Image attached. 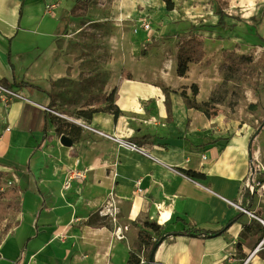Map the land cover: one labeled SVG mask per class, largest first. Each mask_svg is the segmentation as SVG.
Listing matches in <instances>:
<instances>
[{"label":"crops","instance_id":"1","mask_svg":"<svg viewBox=\"0 0 264 264\" xmlns=\"http://www.w3.org/2000/svg\"><path fill=\"white\" fill-rule=\"evenodd\" d=\"M145 1L119 0L115 10L121 17L137 16ZM76 2L0 0V81H16L15 61L46 49ZM211 17L216 22L217 15ZM202 38L205 52L207 38ZM176 45L168 56L164 47H153L146 57L128 60L122 69L131 77L122 78L121 69L115 85L121 114L115 120L95 112L90 121L77 122L80 135L68 145L59 141L44 112L29 129L23 103L44 111L52 98L19 80L38 89L16 88L26 92L24 100L9 105L6 124L0 120V178L18 191L17 213L8 217L11 227L0 236V264H128L139 228L155 239L157 231L190 226L217 230L236 215L217 236H168L154 250L152 264H238L263 238L264 225L234 205L245 203L264 220V192L240 191L251 157L262 164L264 176L254 127L261 118L251 111L246 120L223 112L208 118L198 108L206 94L188 77L194 64L186 76L176 75ZM152 58V68L136 72V65ZM192 83L198 87L196 104L180 94L184 89L188 96ZM181 169L203 177L191 178ZM72 170L84 171V177L65 187ZM248 264H264V248Z\"/></svg>","mask_w":264,"mask_h":264},{"label":"rangeland","instance_id":"2","mask_svg":"<svg viewBox=\"0 0 264 264\" xmlns=\"http://www.w3.org/2000/svg\"><path fill=\"white\" fill-rule=\"evenodd\" d=\"M118 1L77 0L64 16L62 32L46 49H37L31 56H20L15 61L14 79L37 85L49 94L52 102L47 106L54 111L51 114L71 122L82 121L77 117L78 112L97 105L102 95L115 88L118 73L128 60L146 57L153 47H164L168 56L175 41L178 43L195 33L207 38L204 58L201 63L190 64L188 74L200 82L202 96L206 94L199 106L207 101L205 109L209 113L215 108L218 113L241 120L250 117L247 111L255 112L261 119L254 127L259 128L264 119V0H222L226 14L223 28L214 27L211 17L217 9L214 0H170L171 10L166 0H149L138 5L137 16L127 18L115 10ZM142 22L149 23V28ZM216 35L218 44L213 41ZM240 55L262 61L255 76L239 68L227 69V61L238 62ZM153 66L152 58L136 65L135 70L140 73ZM2 74L0 68V77ZM11 91L0 90L3 124L8 119L9 105L15 100H24L26 93L22 89ZM193 99L189 90V102ZM257 134L264 160V127ZM3 224L0 222V236L6 224L12 222L3 221ZM147 251L144 248L139 254L147 257Z\"/></svg>","mask_w":264,"mask_h":264},{"label":"trees","instance_id":"3","mask_svg":"<svg viewBox=\"0 0 264 264\" xmlns=\"http://www.w3.org/2000/svg\"><path fill=\"white\" fill-rule=\"evenodd\" d=\"M217 4V9L214 11V14L217 15V20L214 24V27H225V11L223 5L225 4L222 0H214ZM168 10H171L172 4L170 0H166ZM204 43L202 35H197L192 33L185 38H182L176 45V75L183 77L186 76V73L189 68L190 63H201L202 59L204 58ZM238 62L234 59L231 61H227V69L232 71L235 68L241 69L244 73L248 74L249 76H255L258 73L260 66L262 65V61L260 60H253V58L249 55H240L238 57ZM206 63L209 64V61L206 60ZM122 78H130L131 75L129 72L124 71L123 69L120 72ZM1 85L9 90H15L16 88H35L33 85L28 84L25 81H7L3 79L0 81ZM191 94L193 97L196 96L198 93V87L195 83L190 85ZM180 94L185 98L188 99V96L185 93V90L182 89ZM26 98V97H25ZM116 87L113 88L108 94L102 95L101 101L97 103V105H93L84 109H81L78 112V118L83 119L84 121H90L91 116L95 112H107L113 115V118L116 120L118 116L121 114V110L116 104ZM189 101V100H188ZM190 103H195L194 99ZM209 102L202 103L201 107L199 106L200 110L208 117H214L217 115V109L213 108L211 113H209L205 108L208 106ZM47 108H50L46 106ZM44 112V120L46 118L49 119L50 122L54 124L55 133L56 135L60 136L62 134L68 136L72 141L76 140L81 132V127L76 124L75 122L68 121L57 115H53L51 113H46L45 110H41L27 102L23 103L22 107V116L29 113L30 119L28 121L29 129L34 127L36 124L37 118H39L40 113ZM264 125V119L261 121L257 132L262 128ZM181 171L191 178H202L203 174L189 170V169H181ZM264 180V179H263ZM252 197V196H251ZM251 197L249 201L251 202ZM18 199V191L15 187L11 186L7 189L0 190V222L3 220L8 221V217L11 215H15L17 213V202ZM238 216H234L230 218L227 223L222 226L220 229L217 230H207L202 229L194 226L184 227L181 230H174L170 232H163L160 233L157 231L155 233V239H152L150 233L142 228H139L137 231V243L135 247L130 251L128 264H138V255L139 251L147 248V257H150L151 251L153 248H156L158 244L167 238L168 236H177V235H187V236H196L207 238L211 236L220 235L232 222H234ZM11 227L10 224H6L3 228L2 233H5Z\"/></svg>","mask_w":264,"mask_h":264},{"label":"built area","instance_id":"4","mask_svg":"<svg viewBox=\"0 0 264 264\" xmlns=\"http://www.w3.org/2000/svg\"><path fill=\"white\" fill-rule=\"evenodd\" d=\"M144 24L145 28H149V23H141ZM0 90L1 91H8L10 92L11 90H7V88L3 87L0 84ZM12 92V91H11ZM45 110L54 113V111L51 110V108H47L46 106L43 107ZM93 131L97 132V133H102L101 131L95 129V128H91ZM123 144L131 150L137 151V152H144V150L137 145L134 142H130V141H123ZM202 159H205V156L202 155ZM65 182H64V186L67 187L69 185V182L73 179H82L84 177V171H80V170H72V171H68L67 174L65 175ZM264 176H263V166L262 164L258 161V159L256 157H251L250 161H249V170L248 173L245 177V179L242 181V186H241V192L244 193H248L249 195H254L256 193H263L264 192ZM11 185L9 180L3 181L0 178V190L4 189L5 187H9ZM138 191H141L140 188L137 187ZM236 206V208L247 214L248 216H250L253 219H256L257 221H259L262 225H264V220L259 218L254 211L250 210L248 207H245L242 203L240 204H234ZM264 242V236L263 238L249 251L248 255L244 258L238 261V264H248L249 260L251 258V256L255 253H257L259 250H261L262 248H264V246L262 245ZM150 260L149 257H145L143 256V254H139L138 255V264H150Z\"/></svg>","mask_w":264,"mask_h":264},{"label":"water","instance_id":"5","mask_svg":"<svg viewBox=\"0 0 264 264\" xmlns=\"http://www.w3.org/2000/svg\"><path fill=\"white\" fill-rule=\"evenodd\" d=\"M70 138L68 137V136H66V135H64V134H62V135H60V137H59V141L62 143V144H64V145H68L69 143H70V140H69ZM156 248H153L152 249V251H151V254H150V257H149V260H150V264H152V257H153V253H154V250H155Z\"/></svg>","mask_w":264,"mask_h":264},{"label":"bare ground","instance_id":"6","mask_svg":"<svg viewBox=\"0 0 264 264\" xmlns=\"http://www.w3.org/2000/svg\"><path fill=\"white\" fill-rule=\"evenodd\" d=\"M122 0H120V2H121ZM124 18H127V16H125ZM73 121H75V122H81L80 120H76V119H74Z\"/></svg>","mask_w":264,"mask_h":264}]
</instances>
